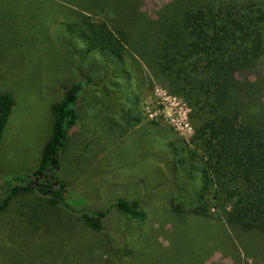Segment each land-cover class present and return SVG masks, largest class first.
Masks as SVG:
<instances>
[{
	"label": "rangeland",
	"instance_id": "rangeland-1",
	"mask_svg": "<svg viewBox=\"0 0 264 264\" xmlns=\"http://www.w3.org/2000/svg\"><path fill=\"white\" fill-rule=\"evenodd\" d=\"M53 1L74 9L64 7L47 27ZM167 1L143 0V10L152 14ZM76 8L73 0H0V91L14 98L0 140V199L13 178L36 176L51 133L50 107L73 83L81 86L77 120L59 150L65 200L51 205L36 191L3 207L0 264H95L98 251L117 244L131 248L130 264H197L201 256L203 264H236L220 247L209 248V224L190 212L201 186L188 152L190 106L160 84L125 89L114 64L89 52ZM28 32L32 38L21 37ZM175 117L192 131L178 129ZM118 200L136 202L142 219L120 212ZM100 211L103 229L95 231L83 213L96 218ZM244 260L261 264L243 253Z\"/></svg>",
	"mask_w": 264,
	"mask_h": 264
},
{
	"label": "trees",
	"instance_id": "trees-1",
	"mask_svg": "<svg viewBox=\"0 0 264 264\" xmlns=\"http://www.w3.org/2000/svg\"><path fill=\"white\" fill-rule=\"evenodd\" d=\"M73 1L80 7L81 38L89 42V52L114 64L125 89L132 84L139 92L160 84L190 106L194 132L188 152L201 181L190 212L209 224V248L220 247L236 264L243 253L264 264V0H169L152 14L143 10V0ZM50 4L57 7L49 10L47 27L64 7L74 9L62 1ZM27 36L31 32L21 37ZM79 83L51 105V133L33 172H50L55 184L38 188L27 182L29 175L13 178L0 210L36 191L51 205L65 200V184L56 172L59 150L77 120ZM13 105L11 93L0 91V140ZM115 206L130 219H142L136 202L118 200ZM96 215L83 213V221L99 231L105 212ZM98 252L104 257L97 254L95 264H130L132 258L125 244Z\"/></svg>",
	"mask_w": 264,
	"mask_h": 264
},
{
	"label": "flooded vegetation",
	"instance_id": "flooded-vegetation-1",
	"mask_svg": "<svg viewBox=\"0 0 264 264\" xmlns=\"http://www.w3.org/2000/svg\"><path fill=\"white\" fill-rule=\"evenodd\" d=\"M54 178L50 172L47 173H42L39 172L38 175L34 176V178L32 179L31 177H28L27 182L34 187H42L44 184H47L48 182H50V180ZM52 185H54L53 181L50 182ZM47 191H51L50 188L47 189Z\"/></svg>",
	"mask_w": 264,
	"mask_h": 264
},
{
	"label": "built area",
	"instance_id": "built-area-1",
	"mask_svg": "<svg viewBox=\"0 0 264 264\" xmlns=\"http://www.w3.org/2000/svg\"><path fill=\"white\" fill-rule=\"evenodd\" d=\"M161 93H162V98L168 97V96H166V91H164V90L161 89ZM172 122L181 131H183V130H188V131L191 130L192 131V127L190 126V124H189V122L187 120H184V119L175 117V118L172 119Z\"/></svg>",
	"mask_w": 264,
	"mask_h": 264
},
{
	"label": "water",
	"instance_id": "water-1",
	"mask_svg": "<svg viewBox=\"0 0 264 264\" xmlns=\"http://www.w3.org/2000/svg\"><path fill=\"white\" fill-rule=\"evenodd\" d=\"M55 184V183H54Z\"/></svg>",
	"mask_w": 264,
	"mask_h": 264
}]
</instances>
